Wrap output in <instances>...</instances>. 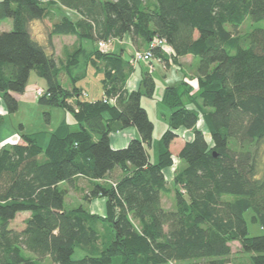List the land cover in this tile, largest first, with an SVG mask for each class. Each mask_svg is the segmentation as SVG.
<instances>
[{"label": "trees", "instance_id": "obj_1", "mask_svg": "<svg viewBox=\"0 0 264 264\" xmlns=\"http://www.w3.org/2000/svg\"><path fill=\"white\" fill-rule=\"evenodd\" d=\"M57 2L80 17L54 22L44 46L30 26L49 17L53 3L0 0V23H12L0 32V102L6 113L17 111V97L35 71L47 94L38 103L62 108L78 126L71 130L63 120L49 135L21 134L0 144V264H233V242L249 255V264H264V234L250 236L245 218L250 211L251 222L264 230V30L241 38L226 28L245 17L264 20V0ZM54 35L95 47L58 61ZM125 36L135 50L163 40L168 48H155L152 55L168 69L180 67L186 55L198 61L195 93L184 81L163 89L160 104L168 116L155 144L154 125L141 106V96L154 90L151 74L141 76V89L128 91L126 80L142 63H129L135 50L125 59L124 50L98 49L99 42L111 41L112 48ZM81 55L85 67L102 74L101 99L86 100L76 86L79 77L71 76ZM64 72L70 89L61 86ZM200 118L211 145L196 128ZM2 122L0 115V127ZM130 127L138 137L113 149L111 134ZM180 128L193 135L178 152L183 167L172 180L173 209L166 210L161 197L171 190L164 171L172 166L169 147ZM117 169L121 177L104 183ZM80 178L91 183L86 202L105 199L104 216L82 206L64 208L67 189L61 185L75 188ZM20 213H29L23 228L11 229ZM77 248L84 256L73 259Z\"/></svg>", "mask_w": 264, "mask_h": 264}, {"label": "rangeland", "instance_id": "obj_2", "mask_svg": "<svg viewBox=\"0 0 264 264\" xmlns=\"http://www.w3.org/2000/svg\"><path fill=\"white\" fill-rule=\"evenodd\" d=\"M44 4H50L53 3L50 7V9H53L55 7L57 0H41ZM58 4V2H57ZM44 24L48 27L49 25H52V20L47 18V22H44ZM35 24H31L30 28L35 29ZM227 30L232 32L234 35H237L239 37H244L247 33L255 30V29H263L264 30V20L258 21V22H252L249 20L248 17H245L241 24L236 27L232 28L231 25L226 26ZM41 34H46L47 30H45V26L40 27ZM39 36V34H38ZM62 42L69 43L72 38H61ZM88 43V42H87ZM114 45V44H113ZM112 45V48H113ZM95 44H91V49H94ZM111 46H109V50L112 51ZM167 46H164V49H167ZM123 57L125 59H128L130 54H132V49L129 48V46H122ZM140 51H144L145 49H139ZM119 52V50H117ZM81 62L79 63V68L74 70V76H78L79 80L76 82V86L79 88H83L87 93L86 100L88 101H95L102 98L103 90L101 85V79L102 74H99L96 72L90 65H87L85 67L82 56H80ZM145 66L148 67L147 72L153 73L152 78L154 80V90L151 97L146 96L145 94L141 96V106L147 111L148 117L150 121L154 125V132H153V141L154 144L156 141L160 138L161 134L164 132V118L168 116V111L163 108L160 104V99L162 96L163 89L166 86H172V75L173 77H176L178 74L175 73H181V67L182 66H174L170 65L169 69L173 73L172 75H168V79H170V82L167 80V82H164L163 77L159 76V72L157 70V67L160 66L161 70H168V68L163 65L162 63H159L156 58H152L149 63H143ZM192 64V63H191ZM159 65V66H158ZM143 65L136 66L135 68V74L138 75V72L140 69H142ZM186 66V67H185ZM184 68L189 71L188 75H183L181 78V82H187V85H190L191 92H194L198 89V83L197 79L195 77L190 76L191 73H195V70H191L192 66L187 61L185 63ZM190 67V69H189ZM191 70V73H190ZM175 79V78H173ZM68 84L70 81H67ZM37 85L38 87H43V80L38 78L36 76L35 71H31L29 75V79L27 82V86L31 87L34 85ZM142 92L144 93V89L142 88ZM3 122L0 128V140H10L18 141L17 139H20L21 134H33L37 132H44L47 135H49L63 120H65L69 125L71 130H77L78 126L75 124L73 118L71 115L67 112H65L60 107H50L41 105L38 103L37 98L34 97L33 93L32 95H23L20 94L19 101H18V109L16 112L12 114H6L2 113L0 114ZM22 128V129H20ZM197 129L202 131L206 141L211 145L210 135L205 128L202 119L200 118L199 122L196 126ZM175 134H177V138L170 144V153L173 157L172 159V166L168 169H166V173L164 175L167 186L170 188L171 192L166 197H164L163 206L168 207L169 203H171V198L173 195V189L174 185L173 178L177 171L183 167L182 164H180L178 157L176 155V152L180 149V146H182L185 141H188L192 138V132L190 130L185 129H178L175 131ZM8 138V139H7ZM48 138L46 139V141ZM7 143V142H6ZM9 143V142H8ZM1 144V142H0ZM149 156L151 160H154L156 150L154 151V147H151L149 149ZM121 177V172L119 169L115 170L111 173L110 179H105L104 183H113L117 179ZM61 188L67 189V194L64 199V208L65 209H72L76 208L78 206H82L85 210H89V203L85 201L84 196L86 193L89 192V190L92 188L91 185L84 179L80 178L76 181L75 188L71 186H67L66 184L61 185ZM101 201V200H100ZM172 204L174 206V200L172 199ZM94 205L92 206V208ZM106 204H104L103 207V216L105 215V208ZM89 212V211H88ZM29 216V213H20L16 216V218L10 222V228L14 230H21L24 226V221ZM251 212L248 211L245 215L246 221H247V228L248 233L250 236H260L264 234V230L258 225L254 224L250 220ZM103 233V231H102ZM106 232L104 231V234ZM238 248L236 244H232V250L234 253L235 250ZM235 255V254H234ZM84 256L83 251L80 249H75L74 254L72 256L73 259H79ZM235 256H233L234 258ZM232 258V261H235V264H249L247 260L244 258H238L234 260Z\"/></svg>", "mask_w": 264, "mask_h": 264}, {"label": "crops", "instance_id": "obj_3", "mask_svg": "<svg viewBox=\"0 0 264 264\" xmlns=\"http://www.w3.org/2000/svg\"><path fill=\"white\" fill-rule=\"evenodd\" d=\"M52 8L53 9H51L50 16L47 17V18L52 20V23L59 21L63 16H67V17L71 18L72 20H78L79 17H80L77 13H75L73 11H70V10H67L65 8H62L61 6H59V4H57V2H56L55 7L52 6ZM47 18H45L43 20H40V21H34L33 24H35V26H34L35 29L34 28L33 29L30 28V32L33 35V37L35 38V40H37L40 44H42L44 46H47V44H48L47 43V35H48V33L50 31V28H51V25H49L47 27L44 24V22H47ZM41 26H45V30H47V33L45 35L41 34V30H40ZM11 27H12L11 20H9V19L3 20L0 23V32L9 31V30H11ZM38 34H39V36H38ZM61 38H72V39H71V41L69 43H65L64 44V42H62ZM87 42L79 41L72 35H64V36L54 35L51 38V43H52V47H53L54 57L58 61H65L68 58V56L72 55L78 49H87L89 51V50H91V43L90 42L87 43ZM122 46H129V48H131L132 51L135 50L131 46L128 36H125L122 39V42L114 43L113 48L111 50L112 51H117V50L121 51V50H123ZM141 48L145 49L146 48V44L143 45ZM165 51H166V54H165V57H166L169 54L170 50L168 49V50H165ZM81 56H82V58L84 57L83 55H81ZM187 61L192 66L191 70H195V73H193V74L191 73V70H190V73H191L190 76L196 78L197 77V63H198V61H197V59L195 57H193L191 55H186L184 57L179 58V63L182 66V71H181V73H175V74H178L176 77H173V75H172L173 73L170 71V69L161 70L160 66L158 65L159 67H157V70L159 72V76L163 77L164 82H167V80L170 82V79H168L167 77H168V75H172V80H173L172 83H174L172 85L179 84L181 82L182 76L183 75L186 76L189 73V71L184 68L185 63ZM141 64L143 66L141 67L142 69L139 70L138 75L135 74V69H134L133 72L129 75V77L126 80L125 88L128 91L137 90L139 88L141 89V87H140L141 76L144 73H146L147 69H148V67L145 66L143 63H141ZM189 69H190V67H189ZM152 74H151V76H152ZM71 76H74V70L72 71ZM173 78H175V79H173ZM59 79H60V82H61V86L63 88H65V89H70L71 88V84L70 83L68 84V82H67V81H70L69 75H67V73H65V72L61 73ZM43 84L44 85H42L43 86L42 88H45L44 80H43ZM36 87H38L36 84L34 86H31V87L26 86L25 91L22 94V96L23 95H32V93L34 95V89ZM19 96L17 97L18 101H19ZM86 96H88V95L86 94ZM34 97H35V95H34ZM2 113L3 114L6 113V110H5L4 104L2 102H0V114H2ZM164 128H165V125H164ZM137 137H138V134H137V131L135 130V128L130 127V128L124 129L122 131H119L117 133L111 134V136H110V145H111V147L113 149H122V148L127 146L128 142L131 139L137 138ZM17 140H19V139H17ZM0 142L2 144V143H6V142H11V141L10 140H0ZM183 144H182V146H183ZM182 146H180V149H181ZM149 149L150 148H148V151H149ZM179 150L176 152V155H178ZM166 171H164V175H165ZM86 181L91 185V183L88 180H86ZM163 201H164V196L161 197L162 206H163ZM170 201H171V203H169L168 207H164L163 206L164 209H166V210H172L173 209L172 199ZM88 203H89V210L88 211L90 213L103 216L102 214H104L103 213V207H104V204H105V199H103V198H95V199L91 200ZM93 205H94V207L92 208ZM232 244H236V246H238V248L235 250V252L237 251V253H234V251L232 250V254L235 257L233 258V256H232L231 258L236 260V259H238L240 257V258H244L245 260H248V256L249 255L241 253L239 244L237 242H233ZM232 244H231V248H232ZM232 263L235 264V261H232Z\"/></svg>", "mask_w": 264, "mask_h": 264}, {"label": "built area", "instance_id": "obj_4", "mask_svg": "<svg viewBox=\"0 0 264 264\" xmlns=\"http://www.w3.org/2000/svg\"><path fill=\"white\" fill-rule=\"evenodd\" d=\"M97 45H98V49L100 51H107V50H109V46H111V41L110 42L109 41L108 42H99ZM155 48H164V41L163 40H153L149 44V46L146 50H144V51L135 50L133 52V55H132L129 63L131 64V66H135L141 62L142 63H149L151 61V59L154 58L152 55V50ZM158 62L161 63L160 60H158ZM34 95L36 98H39V97L45 96L47 94H46V91L44 88L36 87L34 89Z\"/></svg>", "mask_w": 264, "mask_h": 264}]
</instances>
